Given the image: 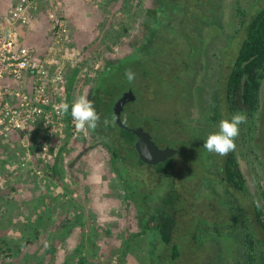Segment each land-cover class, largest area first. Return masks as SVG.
<instances>
[{"label":"rangeland","instance_id":"rangeland-1","mask_svg":"<svg viewBox=\"0 0 264 264\" xmlns=\"http://www.w3.org/2000/svg\"><path fill=\"white\" fill-rule=\"evenodd\" d=\"M3 1L8 0H2L1 5H3ZM15 1L16 0H11L12 3L8 8L9 11L11 10ZM50 1L46 0L44 2V4L48 5L44 6L47 8L45 9V12L48 10H53V7L56 6L55 4H52L50 7ZM215 1L217 4H219V11H222L223 13L222 30L224 33L230 36L237 26V19H235L233 16L234 9L238 6L240 8L247 7V0ZM59 2L64 3L63 0H60ZM66 3L62 5L63 7L65 6V9H63L64 11H59L60 14H58L56 18H53L52 23L55 25L54 19H57L58 24H61V27L57 33L58 36L54 35V37L61 38V40L65 39L62 45L56 47V52L54 53L55 59L61 62V60L64 59L68 54H72L70 60L65 63L66 67L64 69L65 88L67 85L66 77L72 72L74 74V79L71 81L68 89L66 88L68 90L67 92L69 97V100L66 97V101L69 102L70 106L80 95H85L91 90V88L94 87L96 77L98 76V72H100L104 66L103 64L105 63V59L111 61H116L119 59L117 62L118 65L116 64L114 70L119 72V79L124 82L125 86L130 85L124 75V73L127 71L126 69H131V71L135 73V77H147L145 79L138 80L139 83L145 84L147 89L144 88L140 90L143 93V96L140 95V97H138L137 101H135V105L140 108L141 111L144 110V107H152L154 110H156V113H160V111H157L156 109L157 105L160 106L161 104L160 107L164 110L168 107H171V109L168 111V116L163 117V120L165 123H168L169 127L165 135H170L171 138H174L177 142L180 140V144L183 146V148L188 147V150L193 152L197 151L201 157H203L201 159L203 163L205 162L204 155L206 153L210 155V159L208 158L210 168L205 165L203 173L195 175H202L204 179H207L213 185H216L218 191L222 192L220 204L236 208V204L238 202H236L234 199L237 198L236 200H239L240 203L242 202V194L230 197L222 191L224 189V185L221 184L220 187L218 184V181L220 182V176L218 174L219 169L222 168L223 162L228 156H230L232 162L239 167L243 174L244 189H247V171L250 174L249 182H252V184H250L252 188H255L253 182H255V185L261 186L263 188V197L261 200L264 202V158L261 152H256L255 150L256 147H258L255 145V137L259 133L258 131H261L259 133L260 143L258 144L260 147H264L263 112H260L262 126H258V124H252V122L258 123L257 121L259 115L256 118H253L251 121L250 119H247L249 122L246 121V123L240 125L239 136L235 139L236 148L234 151L229 152L228 155L220 156L215 153H210L203 147L208 135L219 130V122L225 118L230 119L233 115V113H228L224 107L222 108L220 104L221 108L219 112L221 118H218L219 120L217 119L216 123L211 118V106L213 104L212 92L215 91L214 88H216L218 81L217 77L221 74V70H218L220 56L226 52V49L230 45L228 41H225L217 36L215 33L217 31L215 23H211L203 27L202 31L206 32L208 36L205 39V42L202 43L196 39L198 28L196 24L200 22V18L197 19L198 13L195 14L194 19L184 20L182 29L177 30L176 28L178 25L176 28H174L176 22H173V20L176 18V16L178 19L180 15H177L178 9L174 8V10H171L168 16L165 17L166 23L171 25L170 27L168 26V30L165 31V36L169 39V41L161 34L159 39L155 38L152 40L153 35L156 33V31H153V29L158 26L156 21L159 19V16H157L159 10L157 9L156 14L152 16L146 14L147 9L152 8V4L157 6L154 0H75L72 4L77 5L75 8L82 6L83 9H81V11H86L88 8L89 12L86 15L84 14V11L82 14L75 12L69 14ZM41 8L42 4L40 9ZM180 14L185 13L181 12ZM142 18L143 22H146V25L150 24L152 26V30H144L143 32L139 33L138 37H140L137 40L139 41V44H133L130 47V37L133 35L136 25L141 22ZM163 19L159 20L162 22ZM199 27H201V25ZM190 35H193L194 37H191ZM135 38L137 37L135 36ZM155 45H157L161 50L159 55L154 52L153 47ZM172 45H174V49L178 48L179 55L173 56L170 54L168 56L169 51L173 49ZM139 47L144 48V55H136L137 48ZM185 51L187 54H184ZM131 53H134L133 60L131 56H129ZM126 54L128 55L125 56ZM218 54L220 56H215ZM104 57L106 58L103 59ZM177 61L182 62V64ZM184 62H186L187 65H185ZM171 64H173L175 67H171ZM142 69H145L148 74L144 73ZM190 70H193L194 72L191 77H189L187 73L190 72ZM177 76L180 83L177 82ZM221 77L222 75L220 78ZM136 86L141 88L139 84L136 85V83H134L132 90L136 89ZM261 87L263 94L264 81L262 82ZM194 90L196 95H193ZM188 92L190 93V96ZM219 98L222 101L221 94L219 95ZM215 101H217V98ZM169 104H171V106ZM245 115L247 116V114ZM148 117L150 118V116ZM135 123H137V121L129 122L131 125ZM154 124L150 122L149 125L151 126L146 127V130L153 137L154 142L159 140L162 144L166 141V136L164 135L163 129H159L155 135L157 129L155 126L156 124ZM195 126L196 128L194 129ZM192 128L194 130H192ZM68 132L70 134L69 129ZM84 132L85 133H82L83 135H79L78 138L77 136L75 137V132L70 134L73 136L69 138V141H72L70 145L74 143V149L72 148L73 150L69 147L70 142L67 143L65 141V137L64 139L57 138L54 143L51 141V138V143L49 142L50 147L56 151L50 150V154L52 152L59 154L57 155V158H59V160H57L59 163L57 168L58 174L55 175V172H53L52 175H50V172L52 171H50V166L46 163V161H43L42 165L44 166V173L47 175V177L50 179L53 178L55 182H49L50 179L46 180L44 173L42 175H37V178L35 177L34 180L35 183L33 182V184H35L33 187H36L38 190L41 202L43 201L49 203V201L54 199L53 206H55L54 209L56 210L57 214L60 213V215L68 217L71 223L68 221L65 223L66 226L64 228L56 230V228L60 227L59 222H64V219L57 215L53 221L48 222L46 227L41 228L42 230L40 231L44 230V232H41L40 234L42 237L41 239L39 236V239L35 240L32 238L33 236H31L27 237L26 242H20L18 239L17 241H14L17 250H27L28 254L25 252L23 254L24 256H19V254L15 255L14 253L12 254V252L9 253V250H6L7 247H5L6 244H2L0 247V264H14V262L19 261V259L23 264L38 263L39 260L36 258L34 251L36 250L37 253L42 249L41 243H43V248L46 249L47 246H51L53 241L52 244H54L53 246H55V249L59 248L57 250H67L68 252L73 250L77 243L78 246L83 247L82 244L79 245V242L83 241L82 239L80 240L79 237L87 231V228L90 227V224L96 228L101 226L102 230L103 227H106L104 224L107 223L117 226L120 231L123 229L122 222L123 219H125L127 212L126 210L123 211L121 208L124 203L122 204L120 198V200L117 198L113 200L114 198L112 194L115 191L112 190L115 178L113 173L108 169L106 162L107 153L103 149L99 148L96 150L88 149L86 150L84 157H82L81 152L87 145V148L90 147V142L87 140L88 129L86 128V131ZM190 135L193 136V140ZM40 138L44 139V135L42 134ZM77 139L85 140L84 147L81 150L79 146L76 147V143L78 141ZM35 147L38 148L37 143ZM50 147H48V149ZM184 155V157H186V154ZM46 158L47 157H45L43 160H46ZM40 162V160L36 159V164H39ZM181 163L184 162L181 161ZM30 166L33 167L31 164ZM186 172L187 169H182L179 174L180 177H184ZM123 173L125 174V179L129 178V180L132 181L126 183L124 177H122V175L119 173L120 176H118L119 183L117 193L120 194L122 198L132 200L134 202L133 205L136 206V208H128L127 211H129L131 218H133V224L135 227L137 220L136 215L140 216L146 212L147 215L150 216L149 214L151 212L149 211L153 206V201L156 204V202L159 200V197L164 195L166 185L159 186L160 188L157 191L153 189L152 192L150 191L146 193L143 191L144 188L142 184L138 180H134L132 176L133 173L130 169L126 168V172L123 171ZM255 175H257L258 181L254 178ZM221 176L223 175L221 174ZM198 179V183L197 180L194 181V179H190L188 181L191 186L190 188L193 189L192 186H196V191H198V187L200 186L203 188H209L210 185L207 183H202V181H200V177H198ZM0 182H3V180L0 179ZM3 187V192H6L7 190L11 191L15 188L13 186L10 187L9 182H3ZM176 189L181 188L179 185H176ZM182 189L185 190L183 187ZM59 194L64 199H66L67 203H69V198L67 196H71L72 199L75 198V205H73V208L72 205L70 207L65 205ZM211 196L213 195H209V197L206 199L209 204L208 206H210L207 208V210L213 213L220 206H217L216 201H208ZM2 197L0 196V198ZM194 197L197 198L198 195H195ZM190 198L192 199V197ZM117 200L118 203L120 202L122 205L121 207L116 205ZM193 202L195 205H198V199H194ZM184 203L185 207L183 212H185L186 207H191L190 204L186 202ZM0 204L2 205L1 202ZM13 209H11L9 211L10 213L5 217V213H3V210L0 208L1 238L6 231L5 229L8 228L9 225L7 221L8 216H11V212L12 214H19L18 209L17 211ZM73 209L76 211H73ZM193 209H198V207L195 206ZM26 210H28V215H31L32 213H35L34 211L36 208L32 205H29ZM218 211H220V208ZM77 212L79 214H77ZM201 213V218H204L203 221L205 219L209 221L215 219L214 217L216 213L213 214L212 218H208L210 215L206 213L204 214V210ZM72 217L78 218L72 221ZM77 220H79V222L72 226L73 222H76ZM28 222L31 224L34 222V219L28 220ZM202 223L203 224L200 225L201 229L197 234H199L202 239H205L203 245L200 244L199 246V248L201 245L204 246V249L201 248L199 250H195L198 248H190L192 250L193 257H198L200 262H202L207 255L211 256L213 254L215 259L212 264H218L215 263V260L218 258H220L222 261H225L223 255L229 258L230 262H234L233 264H236V260L239 259L241 261L243 259V254L245 252L243 242L245 235L247 234V230L245 229L246 225L244 222H236L235 225L229 226L228 229L224 227H222V229H217V232H221V235L224 234V236H221V238L215 236V243L214 241H209V237H206L208 233H212V230L217 225L212 228L211 225H208L209 222L206 221ZM76 224L80 225L78 226ZM184 226L185 229H182L181 231L186 232L188 230L187 227H190L186 225ZM77 227L78 229H76ZM132 228L133 226L130 225V228L128 229L129 232ZM227 231H229V236L226 234ZM93 235H95L94 232L92 237ZM152 236H155L157 240L159 238V234L157 233H153ZM256 236H258V233H256ZM16 238L18 237L16 236ZM260 238L262 240L263 246V236L261 235ZM107 239L109 238L103 237L102 239L96 240L98 241L96 242L98 244L97 248H102L103 250H95V254H90L89 257L91 260L90 262H92L91 264H118L119 259L117 262L115 260V256L117 255L116 250H107V246L104 244ZM216 239H218L217 243ZM200 243H202V241ZM150 244L151 248L145 246V253H147L148 250L156 251L158 245L153 244L152 242H150ZM207 247L208 250L210 249L213 251L209 252V254H203ZM261 249L263 252V247H261ZM57 254L58 255L56 257L60 259L59 263H61L62 259L64 260L66 255L63 256L62 253ZM133 255L135 256L136 253H133ZM133 255L128 253L124 259V264H139ZM184 260V264H187V255H185L178 264L183 263ZM192 261L195 263L194 259H192ZM57 262L58 261L56 259L55 264H59ZM141 263L146 264V261Z\"/></svg>","mask_w":264,"mask_h":264},{"label":"trees","instance_id":"trees-1","mask_svg":"<svg viewBox=\"0 0 264 264\" xmlns=\"http://www.w3.org/2000/svg\"><path fill=\"white\" fill-rule=\"evenodd\" d=\"M155 2L157 6H155L154 15L156 14V10L158 9L159 12L157 16H159V19L161 20L163 18L164 19L162 22L159 19L158 21H156V24L158 26L153 29V31H156V33L153 35L152 40L155 38L159 39L160 34L165 36V31L168 30V26H171L170 24L166 23L165 17L168 16L171 10L177 8V15H180V17L177 19L176 16V18L173 20V22H176L174 28H176V26L178 25V27L176 28L177 30L182 29L184 20H192L195 18V14L198 13L197 19L200 18V22L196 24V26H198L196 39L198 41L204 43L205 39L208 36L206 32L202 31L203 27L208 24L215 23V26L217 28V31L215 33L217 34V36L230 43L229 47L226 49V52H224L222 56H220L219 54L215 55L220 56L218 70H221V74L217 77L219 79L218 82L220 88L212 95V99L215 103L213 108L214 112H212L211 116L212 120L216 123L217 119L221 118L219 110L222 106V108L224 107V109L228 113L234 114L236 112H242L244 114H247V119H250V121L259 115L257 121L258 123L252 122V124H258V126H262L260 112L264 113V93L262 94L261 91V85L264 81V0H247V7L240 8L238 6L234 9L233 16L235 17V19H237V26L235 27L234 32L230 34V36L224 33V31L222 30L223 13L222 11H219V4H217L215 0H155ZM181 12L185 14H180ZM200 25L201 27H199ZM150 29L152 30V26L148 24L147 30L149 31ZM190 36L194 37L193 35ZM167 40L169 41L168 38ZM172 47L173 49L169 51L168 56L170 54H172L173 56L179 55L178 48L174 49V45H172ZM153 48L154 52L159 55L161 52L160 48L157 45H155ZM184 54H187L186 51L184 52ZM136 55H144V48H137ZM129 56H131L133 60L134 53H131ZM177 62L182 64V62L180 61ZM116 64L117 63L113 65H106V67L104 68L105 70L102 69L104 72H98L99 75L97 76L94 87L91 90L92 96L97 95L101 91L100 88L104 87L106 83H110L112 84V86H117L121 90H124L126 87L132 90L134 83H136V85L139 84L143 89L146 88L145 84L139 83L138 81L140 79L147 78L146 76H136L134 81L130 83L129 86H125L124 82L119 79V76H117V79H113L114 81L111 82L110 77L115 75H113V70L115 69ZM184 64L187 65L186 62H184ZM171 67L175 66L171 64ZM142 71L144 73H147L145 69H142ZM221 75L222 77L220 78ZM106 76L107 79L104 81ZM176 79L177 82H179L178 76ZM100 93L98 94L97 98H99ZM105 93H107V97H109L112 93V90L108 88ZM188 94L190 96L189 92ZM220 94L222 101L219 98ZM216 98L217 101H215ZM96 112L99 115L101 114L98 109L96 110ZM247 122L249 121L247 120ZM100 123H103V121H101ZM96 129L94 130V133H96L97 136L93 132L92 134L95 137H99L101 139L103 138L104 148L108 152L109 160L114 163L111 167L113 169V172L117 174L118 179V176H120V174L122 175V177H124L125 174L123 173V171L126 172V168L131 170V163H137V178L134 180H138L142 184L144 192H152L153 189L157 191L160 188L159 186L166 185L164 195L159 197V200L156 202V204L153 201V206L149 211L151 212L149 215L153 219H162V222L164 223L160 225V235L156 243L158 245L156 251L146 250V258L148 257L149 259L154 260L157 264H178L182 260V258L187 255V264H212L215 259L213 254L211 256L207 255L203 259V261L201 260L202 262H200L198 257L192 256L191 250L193 247L198 248L195 250H199L201 248L204 249V246L202 245L205 239H202L196 233L201 229V227L199 226L201 218L200 214L204 210V214L207 213L213 216V214L216 213L214 220H204V222H209L208 225H211L212 228L217 225L212 230V233H208L206 238L209 237V241H214L215 243V236L219 238H221V236H224V234L221 235V232H217V229H222V227L228 229L229 226H233L236 224V222L242 221L245 223V229L247 230V234L245 235V239L243 242L245 252L243 254V259L241 261L239 259L236 260V264H264V251L262 252L261 249V247H263L264 249V244L262 246V240L260 238V236L262 235L264 241V202L261 200L263 197V188L261 186L255 185V182H253L255 188H252V186L250 185L252 184V182H249L250 174L247 171V189H244L243 174L241 173L239 167L232 162L230 156L225 158L222 168H220L219 171L225 173L226 175V179H224L222 183H224V185H229H225L222 191L230 197L242 194L241 203L239 202V200H236L237 198L234 199L236 202H238L236 204V208L220 204L222 192L218 191L216 185H213L209 180L204 179L202 176H199L200 181H202V183H207L208 185H210L209 188H203L200 186L201 188L198 187V191H186L189 194H184L179 189H176V185H179L181 189L182 187L185 188L184 186H186L188 190V188L190 187V185H188V180L191 179L190 176L192 169L199 168V170L203 171L205 165L210 168L207 156H205V162L203 163L201 161L203 157H201V155L197 151L193 152L191 150H188V148L186 149L178 146L176 147L178 151L176 155L182 157L184 162L183 165L181 167H176L174 163L173 165L171 164V161L173 159H168L167 161L163 162L164 164H158V168H155L156 166L154 167L155 172L157 173L154 174V172L151 173L146 169H142V166L147 165L138 160L133 148L135 138L129 131L122 129L121 127H115L114 125L112 126L110 124H108L107 126L103 124V132H99L100 130H97V133ZM258 132L260 133L261 131ZM259 133L255 137V145L258 146L256 147L257 149H261L260 152L262 153V156L264 158V147L262 148L258 144L260 143ZM190 137H192V135H190ZM184 154H186V157H184ZM134 160L136 162H134ZM53 168L54 166H52V169ZM182 169H187L186 175L184 177H180L179 175ZM144 175L147 176V178ZM254 178L258 181L257 175H255ZM128 181L130 180L125 179L126 183H128ZM147 185L149 186L148 190L146 189ZM187 195H190L192 199L190 198L189 200ZM195 195H198V197H194ZM209 195L213 196H211L208 201H216L217 206H220V211H218L219 208L213 213L207 210V208L210 207L208 206L209 204L206 201ZM185 197L187 198L185 201L186 203L191 202L194 205L195 203L193 202V200L198 199V209L194 210V207L191 205L190 209L186 207L187 211L183 212L179 206L181 205V198L185 199ZM257 199H259L261 202V208L259 209L254 203V201H256ZM150 216H148L145 212L139 217L147 218ZM188 224H195L193 226L194 229L192 230V228L187 227L188 230L186 232L181 231L182 229H185L184 225L189 226ZM180 227L182 229H180ZM256 233H258V236H256ZM226 234H228L229 236V231H227ZM216 240L217 243L218 239ZM201 241L202 243H200ZM1 244H4L3 238H0V247ZM200 244L202 245L199 248ZM170 246L174 250H163L165 247L170 248ZM212 251L213 250L210 249L208 250L207 247L206 251L203 254H209V252ZM223 257L225 258V261H222L220 258H218L215 260V263H234L230 262L229 258H227L225 255H223ZM192 259L195 260V263H193ZM184 263L185 260L180 264Z\"/></svg>","mask_w":264,"mask_h":264},{"label":"flooded vegetation","instance_id":"flooded-vegetation-1","mask_svg":"<svg viewBox=\"0 0 264 264\" xmlns=\"http://www.w3.org/2000/svg\"><path fill=\"white\" fill-rule=\"evenodd\" d=\"M149 10H151V11H149ZM154 11H155V6H154V4H152V8L147 9V14L146 15L152 16V15H154ZM143 18H142L141 22H139L136 25V28L134 29V33L130 37V44H129L130 47L133 44H139V41H137L139 39V37H140V36L138 37L139 33L143 32L144 30H147L148 25L145 24L146 22H143ZM135 36L137 38H135ZM129 52H128V54H129ZM128 54H126L125 56H127ZM105 58L106 57H104L103 59H105ZM117 61H118V59L116 61H113V60L111 61V60H106L105 59V63L103 64L104 66L102 67V69H104L106 67V65H113V64L117 63ZM102 69H101V71L104 72ZM187 73H188L189 77H191L192 74H194L193 70H190V72H187ZM113 75L114 76L110 77L111 78V82L114 81L113 79H117L118 71L117 70H113ZM106 79H107V76L105 77L104 81ZM108 88L112 90V93H111V95L109 97H107V93H105L108 90ZM136 88L137 89H134L135 91L131 90L128 87H126L124 90H121L117 86H112V84L106 83V85L104 87L100 88V90H101L100 92L101 93L99 92L100 93L99 98H97L99 93L98 94L96 93L97 95L92 96L91 90L93 88H91V90L89 92H87L85 95L87 96V98L89 100H91L93 102L95 110L98 109L99 112L101 113L100 114L101 121H104V119L107 118L109 120V124L110 125H112V126L114 125L115 127H121L122 129H124L126 131H129L135 138L134 143L137 141L138 138L131 131L134 130V129L140 128L143 132H145L146 134L149 135V140H151V142H153L157 148H159V149L170 148V149L173 150V153H171L170 156L167 157L165 160L158 161L155 164H150L149 165V164L143 163L139 159L138 154L135 151L134 144H133V148H134V151H135V154H136L138 160L140 162H142L143 164L147 165V166H142L143 167L142 169H146L148 172H151V173L154 172V174H157L155 172L154 167L156 166L155 168H158V166H157L158 164L159 165L160 164H164L163 162L167 161L168 159H173L171 161L172 165L174 163L176 167L177 166L181 167L183 165V163H181V161H183V159H182V157L176 155L177 152H178L176 147L181 146L183 148V146L180 144V140L179 139H178L179 141L177 142L174 138H171L170 135H165L166 131L169 129V127H168V123H165V121L163 120V117L164 116H168V111L171 109V107H168L167 109L164 110L163 108L160 107L161 104H160V106L157 105L156 109H157V111H160V113H156L155 112L156 110H154V108H152V107L148 108V106H147V107H144V110H142L144 112H142L141 109L138 108L135 105V101H137V99H138V97H140V95L143 96V93L140 91L143 88L142 87L139 88L138 86ZM219 88H220L219 87V82L217 81V86L214 89H215V91H218ZM215 91L212 92V95L214 94ZM193 95H196L195 90L193 92ZM131 96H132V99H131ZM123 98H124V103H122L120 105L121 109H118L119 105L116 107V104ZM96 104H97V107H96ZM214 104L215 103H214V100H213V104L211 106L212 112H213ZM169 105L171 106V104H169ZM148 116H150V118ZM133 121H137V123L132 124V125L129 124V122H133ZM153 121H154V123L156 125L153 123ZM150 122H152V124H154L156 126L157 130L155 132V135L157 134L159 129L160 130L163 129L164 135L166 136L165 137L166 141L163 142L162 144H161V142L159 140L154 142L153 141L154 140L153 137L146 130V127H150L151 126V125H149ZM103 124L104 123H100L99 124V126L96 129V132H97V130H100L99 132H103V130H102ZM195 128H196V126L194 127V129ZM92 132L94 133L95 131L91 130V129H88L87 138L90 139L89 140V142H90L89 146L90 147L87 148V146H88L87 145L85 147V149L81 152V156L84 157V154H85L86 150H88V149L96 150L97 148H99V149H103L107 153L106 162H107V165H108V169H109L110 172L113 173L114 178H115V180L113 182V190H112V191H115L112 194L113 198H114L113 200H115V198H117V199L120 198L122 204L124 203V205L122 206L120 204V202L118 203V200L116 202V205H118L120 207L122 206L121 208L123 209V211L126 210V212H127L126 216H125V219H123V222H122L123 229L120 231L119 228H117V226H113L112 224L107 223V224H104V226H106V227L105 228L103 227V230H102L101 226L96 228L95 226L90 224L89 228L86 227L87 231L85 233H83L79 237L80 240L81 239L83 240L82 242L81 241L79 242V245L82 244L83 247L78 246V243H77L75 248L73 250H70L69 252L67 250L66 251L57 250L59 248L55 249V246H53L54 244H52L53 241L51 243V246H47L46 249L43 248V243H41V248L42 249L39 252H37V253H36V250L34 251V253L36 255V258H38V260H39L38 263H36V264H55L56 259L58 261L57 263H59L60 259H58L56 257L58 255L57 253H62L63 256L66 255L64 260L62 259L61 263H59V264H91L92 262H90L91 260H90V257H89L90 254H95L94 253L95 250H103L102 248H97L98 244L96 243V242H98V241H96L97 239H102L103 237L104 238H107V237L109 238L104 243L107 246L106 247L107 250H113V251L116 250L117 255L115 256V260L117 262V260L119 259L118 264H122V263L124 264V259L128 255V253H130L132 255H133V253H136V255L135 256L133 255V256L135 257V259L138 261L139 264H142L141 262H145V261H146V264H157L154 260H151L148 257L146 258L147 255H145L146 253L144 251V248H145V246L151 248L150 242H152L153 244L157 243V241H158L157 238L155 236H152V234L153 233H157V234L160 235V225H162L164 222H162V219L161 220L153 219L151 216L147 217V218H140L139 215H136L137 220H136V225L134 227V224H133L134 220H133V218H131V215L129 214V211H127V209L128 208L135 209L136 206L133 205L134 202L132 200H127L125 198H122L121 195L117 193L118 183L119 182H118L117 174L113 172V169L111 167L114 163H112L109 160L108 152L106 151V149L104 148V145H103V138L101 139L99 137H95L92 134ZM94 134L97 136L96 133H94ZM140 134L142 135V133H140ZM191 138L193 140V136ZM146 143L147 142L145 141V139H143L141 141V145H142L144 150H146V148L148 147ZM174 145H175V147H174ZM187 146H188V144H187ZM186 148H188V147H186ZM255 150H256V152H260L261 151V149H257V148ZM206 154H208V153H206ZM206 154L204 155V157L207 156L209 158L210 155H206ZM150 157L151 156H149V159H150ZM152 159L155 160L156 157L152 155ZM134 162H136V161L134 160ZM133 165H134V168H133ZM136 165H137V163H134V164L131 163V167H130L131 170H132L131 172L133 173L132 176H133L134 179L137 178V173H136L137 166ZM202 173H203V171L199 170V168L192 169L190 178L194 179V181L197 180V183H198L199 182V179H198L199 176H197V175L202 174ZM195 174H197V175H195ZM218 174L220 176V178H219L220 182L218 181V184L221 183L222 185H224V183H222V181L224 179H226L225 173L219 171ZM221 174L223 176H221ZM145 177L147 178V176H145ZM116 179H117V181H116ZM128 179H126V180H128ZM130 181H132V180H130ZM221 184H219L220 187H221ZM188 185H190V184H188ZM225 185L229 186L228 184H225ZM150 186H152V185H150ZM227 186H226V189H227ZM184 187H185L184 188L185 190L179 189L184 194L187 193V192L193 191V189L196 190L195 189L196 186H192L193 189L190 188L191 187L190 186L188 188V190H187L186 186H184ZM146 189L147 190L149 189L148 185L146 186ZM187 194H189V193H187ZM67 197L69 198V203H68L69 207L72 205V208H73V205H75V198L72 199L71 196H67ZM187 197L190 200L191 196L187 195ZM181 199L183 201L180 200V204L181 205L179 207L183 211L184 207H185V203L184 202L186 201L187 198L185 197V199L184 198H181ZM190 203H188V204H190ZM192 204L193 203H191L190 205H192ZM192 206L193 207H195V206L198 207V205H192ZM187 208L190 209V207H187ZM73 211H76V210L73 209ZM185 211H187V210H185ZM77 214H79V213L77 212ZM208 215H210L209 217L212 218L211 214H208ZM200 217H201V215H200ZM76 218H78V217H75V218L72 217L71 220L73 221ZM122 218H123V216H122ZM203 219L204 218H200V223H199L200 225L203 224L202 223V222H204ZM68 221H69V223H71V221L68 219V217H65L64 218V222L63 221L59 222L60 223V227L56 228V230H58L60 228H64L66 226L65 223L68 222ZM77 222H79V220H77L76 222H73L72 226H74L75 223H77ZM76 225H78V224H76ZM130 225H132L133 228L129 232L128 229L130 228ZM194 225L195 224H193V226ZM189 227L192 228V225H189ZM31 228H32V226H31ZM35 229H36L35 227L32 228V230H35ZM76 229H78V227ZM180 229H182V228L180 227ZM193 229H194V227H193ZM40 230H41V228H39V230L37 231L38 232L37 234H40ZM93 232L95 233V235H93L94 239L92 237ZM196 233H198V232H196ZM198 236H199V234H198ZM29 237H31V236H29ZM95 237H96V239H95ZM32 238H34L36 240V239H39V236H33ZM41 238L42 237L40 236V239ZM4 244H6V243H4ZM6 250H9V253L12 252V254L14 253L15 255L19 254V256H24L23 254L25 252H27V250H14L13 251V249L10 248V245L7 246ZM163 250H174V249L170 246V248L165 247ZM177 250H178V248H177ZM57 251H59V252H57ZM26 254H28V252ZM14 264H23V263L19 259V261L14 262Z\"/></svg>","mask_w":264,"mask_h":264},{"label":"crops","instance_id":"crops-1","mask_svg":"<svg viewBox=\"0 0 264 264\" xmlns=\"http://www.w3.org/2000/svg\"><path fill=\"white\" fill-rule=\"evenodd\" d=\"M1 1L2 0H0V17L8 11V8L12 3L11 0H8L3 1V5H1ZM45 1L46 0H39L37 3H35V9L27 10L26 13L30 20L29 26L16 28V35L19 43L24 47L31 49L34 54L41 53L43 55L44 53H46L49 45H51L50 43L54 36V24L52 23V20H49L50 14L58 16V14H60L59 11H64L63 9H65V6L63 7L62 5L66 2V5L68 7L67 11L69 12V14L74 12L82 14L84 11H81V9H83L82 6L75 8L77 7V5H72L75 0H63L64 3L59 2L60 0H51L52 2L49 0L50 7L52 6V4H55L56 6L53 7V10H48L47 12H45V9L47 8H45L44 6H48L47 4H44ZM41 4L42 8L40 9ZM88 12L89 11L87 8L86 11H84V14L86 15ZM56 36H58V34H56ZM73 79L74 74L72 72L66 77L67 89ZM64 80L65 78H63V81L59 86L57 85L58 87L56 86V91L59 92V94L63 92V95H65L69 100L67 92L68 90L65 88ZM13 85L14 87H17L16 84L13 83ZM70 113L71 108H69V112L67 114H64L65 126L61 129V133L59 135L52 138L51 141L53 143L57 140V138L64 139V137L67 143L70 142L69 138L73 137L70 135L72 132H75V137L77 136V138L79 135H83L82 133H85L84 131H86V129L84 131H79L76 130V128H70L68 126V117L70 116ZM67 128L69 129L70 134ZM29 131L30 134H28V137H25L24 139L21 138L20 134L14 131H9L6 135H0V179H2L4 183L9 182L10 187H15L13 190L10 189L11 191L7 190L6 192H3V182H0V196L2 197L4 195L2 198H0V202L2 203V205L0 204V208L3 210V213H5V217L10 213L9 211L13 209V207V210H19V214H12L11 212V216H8L7 221L9 225L2 235L4 243H6L5 247L10 245V248H12L13 251L17 250L14 243V241H17V239L20 240V242H26V239L29 236H40L41 232H44V230L40 231V234H37L39 228L46 227L48 225V222L53 221L55 217H57V215H59V217L62 219L66 217L60 215V213L57 214L56 210L54 209L55 206H53L54 199L49 201V203L43 201L41 202L38 190L36 189V187H33L35 186V184H33L35 177L37 178V175H42L44 173V166L42 165L43 161H46V163L49 164L50 171H52L50 172V175H52L53 172H55V175L58 174L57 168L59 166V163L57 162V160H59V158H57V155L59 154L56 152H52L50 154V150L53 149H51V142L50 140H48L47 143L48 147L50 148L47 150L48 154L46 160H43L44 156L40 155L41 153L39 149L35 147L37 140H39L41 135L43 134V131L38 122L30 127ZM77 140L78 141L76 143V147L79 146L80 150L83 149L85 140ZM87 140L90 139L87 138ZM71 142L69 143V145L71 144ZM69 147L70 149H72L74 147V143ZM36 159L40 160L41 162L39 164H36ZM30 164L33 167H31ZM52 166H54L53 169ZM45 176L46 180L50 179L46 174ZM49 182L54 183L55 181L52 178ZM59 196L61 195L59 194ZM61 199L62 201H64L65 205L69 206V204L66 202V199H64L62 196ZM29 205H32L36 208V210L34 211L35 213H32L31 215H28V210H26ZM32 219H34V222L30 224L28 220ZM31 226L32 228H36L35 231L32 230ZM16 236L18 238H16Z\"/></svg>","mask_w":264,"mask_h":264},{"label":"built area","instance_id":"built-area-1","mask_svg":"<svg viewBox=\"0 0 264 264\" xmlns=\"http://www.w3.org/2000/svg\"><path fill=\"white\" fill-rule=\"evenodd\" d=\"M39 0H16L8 17L0 20V135L14 131L24 139L30 134V127L36 122L40 125L44 139L37 140L40 155L47 157L48 143L51 138L59 135L65 126V115L58 111V105L66 101L63 92L59 94L56 86L63 81L65 63L72 54H68L61 62L54 57L56 47L64 40L53 36L51 45L38 63L27 92L29 72L34 52L17 43L15 27L29 26L27 10L35 9ZM56 18L49 15V20ZM53 34L61 27L54 19ZM14 84L17 87H14ZM57 86V87H58ZM68 126L75 128L72 117H68ZM77 130V129H76ZM75 130V131H76Z\"/></svg>","mask_w":264,"mask_h":264},{"label":"clouds","instance_id":"clouds-1","mask_svg":"<svg viewBox=\"0 0 264 264\" xmlns=\"http://www.w3.org/2000/svg\"><path fill=\"white\" fill-rule=\"evenodd\" d=\"M129 83L135 79V73L131 69L124 73ZM71 108V117L75 128L84 131L86 128L95 130L101 121L100 115L96 112L93 102L86 95H80L71 106L67 102L58 105V111L61 115L67 114ZM247 116L242 112L234 113L230 119L225 118L219 122V130L208 135L203 147L210 153L220 156H226L236 148L235 139L239 136L240 125L246 123ZM104 125L109 124L107 118L103 121ZM256 207L261 208L259 199L254 201Z\"/></svg>","mask_w":264,"mask_h":264},{"label":"water","instance_id":"water-1","mask_svg":"<svg viewBox=\"0 0 264 264\" xmlns=\"http://www.w3.org/2000/svg\"><path fill=\"white\" fill-rule=\"evenodd\" d=\"M8 11H9V9H8ZM8 11L6 13H4L0 17V20L8 17ZM15 28H19V27H15ZM15 31H16V29H15ZM17 43L20 44L18 38H17ZM20 45L23 46L22 44H20ZM46 54H47V51L43 55L41 53L33 54L32 66H31V70L29 72V77H28V83L29 84H27V88H26L28 93H30V83H31L32 77H33V75H34V73H35V71L37 69L39 60L43 56H46ZM131 99H132V96H131ZM118 103L116 104V107L119 105L118 109H121L120 105L122 103H124V98L121 99ZM131 132L138 138L137 141L134 143V148H135V151L138 154L139 159L143 163H146V164H149V165L150 164H155L158 161L165 160L167 157L170 156L171 153H173V150L170 149V148H165V149L157 148L155 146V144L153 142H151V140H149V135L146 134L145 132H143L140 128L134 129ZM140 133H142L143 136ZM143 139H145V141L147 142L146 144H147L148 147L146 148V150H144L142 145H141V141ZM152 155L156 157L155 160L152 159ZM149 156H151L150 159H149Z\"/></svg>","mask_w":264,"mask_h":264}]
</instances>
